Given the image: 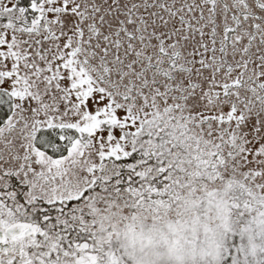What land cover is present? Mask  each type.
Masks as SVG:
<instances>
[{"label": "snow or ice", "instance_id": "obj_1", "mask_svg": "<svg viewBox=\"0 0 264 264\" xmlns=\"http://www.w3.org/2000/svg\"><path fill=\"white\" fill-rule=\"evenodd\" d=\"M188 205L185 264H264V0H0V264H120Z\"/></svg>", "mask_w": 264, "mask_h": 264}, {"label": "rangeland", "instance_id": "obj_2", "mask_svg": "<svg viewBox=\"0 0 264 264\" xmlns=\"http://www.w3.org/2000/svg\"><path fill=\"white\" fill-rule=\"evenodd\" d=\"M198 222L199 219L194 218L186 223L185 234L181 233L183 230L171 228L168 235H165L168 243L174 240L177 242L178 253L175 255L169 251L168 243H165L164 238L157 239L143 228H125L119 241V245L123 248V258L120 264H124L122 262L124 259H127L126 262L132 261V264H185V262H190L193 256L199 255L205 244V236L200 233L201 227L197 224ZM133 232L140 233L141 237L151 236V242L146 243L143 238L134 239Z\"/></svg>", "mask_w": 264, "mask_h": 264}, {"label": "flooded vegetation", "instance_id": "obj_3", "mask_svg": "<svg viewBox=\"0 0 264 264\" xmlns=\"http://www.w3.org/2000/svg\"><path fill=\"white\" fill-rule=\"evenodd\" d=\"M187 199L198 202L199 197L195 196V194H193L191 190H189ZM202 211L203 209L199 207L188 205L180 208L179 210L173 208L162 212L160 213L159 218L156 220L152 219L151 214H147L139 216L135 220V222L129 220L127 223L132 225L131 227H128L129 229L143 228L150 232L152 236H155L157 237V239H159L162 238V236H167L171 228L183 230V232L181 233L185 234L187 230L185 227L186 223H188L190 220H194V218H197L199 219V222L197 224H199L201 227L200 233L205 236L206 229L210 228L211 225L215 222L214 218L216 217L217 210L215 206L209 207L207 210V214L205 215L206 217H204V215H198V213ZM124 229L125 228L122 227L119 241L124 232Z\"/></svg>", "mask_w": 264, "mask_h": 264}, {"label": "clouds", "instance_id": "obj_4", "mask_svg": "<svg viewBox=\"0 0 264 264\" xmlns=\"http://www.w3.org/2000/svg\"><path fill=\"white\" fill-rule=\"evenodd\" d=\"M132 235H133V238L136 239V240H139V239L143 238L146 243H150L151 242V236H143V237H141V234L137 233V232H133ZM162 238L165 239V243H168L165 237L162 236ZM168 249L174 255L177 254L178 253L177 242L174 240L173 242L168 243Z\"/></svg>", "mask_w": 264, "mask_h": 264}, {"label": "trees", "instance_id": "obj_5", "mask_svg": "<svg viewBox=\"0 0 264 264\" xmlns=\"http://www.w3.org/2000/svg\"><path fill=\"white\" fill-rule=\"evenodd\" d=\"M122 255H123V253H122ZM127 261V259H124L122 262H124V264H132L133 262L131 261V262H126Z\"/></svg>", "mask_w": 264, "mask_h": 264}]
</instances>
